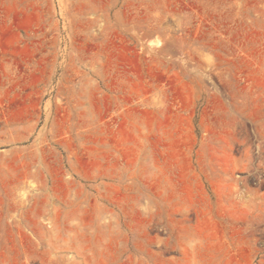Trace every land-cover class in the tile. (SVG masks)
<instances>
[{"label":"rangeland","instance_id":"1","mask_svg":"<svg viewBox=\"0 0 264 264\" xmlns=\"http://www.w3.org/2000/svg\"><path fill=\"white\" fill-rule=\"evenodd\" d=\"M0 264H264V0H0Z\"/></svg>","mask_w":264,"mask_h":264}]
</instances>
